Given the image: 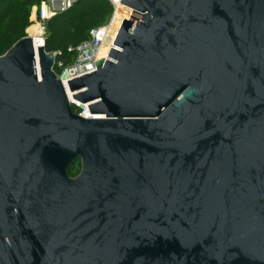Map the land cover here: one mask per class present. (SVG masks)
I'll return each mask as SVG.
<instances>
[{"label":"water","instance_id":"water-1","mask_svg":"<svg viewBox=\"0 0 264 264\" xmlns=\"http://www.w3.org/2000/svg\"><path fill=\"white\" fill-rule=\"evenodd\" d=\"M120 2L67 91L0 55V264H264V0Z\"/></svg>","mask_w":264,"mask_h":264},{"label":"trees","instance_id":"trees-1","mask_svg":"<svg viewBox=\"0 0 264 264\" xmlns=\"http://www.w3.org/2000/svg\"><path fill=\"white\" fill-rule=\"evenodd\" d=\"M28 3L22 0H0V50L5 52L15 41L23 37L22 30L27 25ZM111 12L109 3L105 0H77L69 9L55 15L47 21V35L44 50L48 45L58 44L63 50L56 52L55 62L67 64L71 59V52L67 48L74 47L86 37L85 33L76 28L73 30V21L76 15L81 18L105 20ZM104 20V21H105ZM103 21V22H104ZM102 22V23H103ZM99 25V24H98ZM1 55V54H0ZM56 66V65H54Z\"/></svg>","mask_w":264,"mask_h":264},{"label":"built area","instance_id":"built-area-1","mask_svg":"<svg viewBox=\"0 0 264 264\" xmlns=\"http://www.w3.org/2000/svg\"><path fill=\"white\" fill-rule=\"evenodd\" d=\"M77 0H40L39 4L33 9L31 17V27L34 31L28 32L26 36L31 39L34 49L37 46L44 48L45 38L47 35V21L55 15L69 9ZM111 7V12L107 19L94 27L88 29L86 37L81 40L74 47L67 48L71 52L70 62L63 64L60 62L55 63L56 66L61 68L59 74L55 73L67 91V80L78 77L80 75L89 73L96 69L94 59L99 53L98 50L102 43H104V36L110 26L115 21L113 16L117 9L118 4L127 8V5L120 2V0H105ZM131 9V8H130ZM55 54V53H54ZM68 101L71 103L72 112L83 118H102V115L89 113L87 108L88 103L81 104L71 98V94L67 93Z\"/></svg>","mask_w":264,"mask_h":264},{"label":"rangeland","instance_id":"rangeland-1","mask_svg":"<svg viewBox=\"0 0 264 264\" xmlns=\"http://www.w3.org/2000/svg\"><path fill=\"white\" fill-rule=\"evenodd\" d=\"M22 2H25L26 4L28 3V18H27V25L23 28L22 30V36H26L28 33V29L31 27L30 21H31V17L33 15V9L39 4L40 0H22ZM33 18V17H32ZM105 20V17H101L100 19H94L93 17L90 18H81V16L76 15L74 17V21L73 23V30L76 28H80V30H82L83 33H85L86 29L91 26V25H98L101 24L103 21ZM63 47L62 46H58V44H54L53 46L48 45L45 49V52L49 55H52L58 51H62ZM4 52L0 50V54H3ZM53 71L57 74L60 73L61 68L58 66H54L53 67ZM80 161L78 159L74 160L73 162H71L66 169V172L68 174V176L70 177H74L78 174L79 170H80Z\"/></svg>","mask_w":264,"mask_h":264},{"label":"bare ground","instance_id":"bare-ground-1","mask_svg":"<svg viewBox=\"0 0 264 264\" xmlns=\"http://www.w3.org/2000/svg\"><path fill=\"white\" fill-rule=\"evenodd\" d=\"M34 27H30L29 29H28V32H32V31H34Z\"/></svg>","mask_w":264,"mask_h":264}]
</instances>
